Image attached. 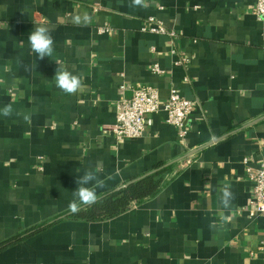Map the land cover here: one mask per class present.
Wrapping results in <instances>:
<instances>
[{
  "label": "crops",
  "instance_id": "0c3cea01",
  "mask_svg": "<svg viewBox=\"0 0 264 264\" xmlns=\"http://www.w3.org/2000/svg\"><path fill=\"white\" fill-rule=\"evenodd\" d=\"M145 3L0 0V109H14L0 114V243L52 224L0 251V264H264V215L241 210L252 196L244 159L264 162L256 0ZM151 16L176 38L143 30ZM37 25L51 30V57L31 51ZM179 55L191 63L174 65ZM57 63L81 79L76 93L55 86ZM143 85L162 101L175 88L195 102L184 138L164 111L138 139L118 142L104 129L117 101ZM160 167H171L165 186L119 216L58 221L85 171L105 180L99 197ZM225 185L235 194L231 208L220 202Z\"/></svg>",
  "mask_w": 264,
  "mask_h": 264
},
{
  "label": "built area",
  "instance_id": "2783aa9c",
  "mask_svg": "<svg viewBox=\"0 0 264 264\" xmlns=\"http://www.w3.org/2000/svg\"><path fill=\"white\" fill-rule=\"evenodd\" d=\"M253 14L259 21L264 20V0H256ZM145 31L156 34H167L172 39L177 33L173 29H168L163 21L154 16L148 17L142 27ZM105 26L101 32L108 31ZM173 50L172 53H175ZM191 63V58L179 55L174 65L187 67ZM155 73H163L159 65L153 66ZM195 108V102L183 96L175 88L171 89L167 100L162 101L159 90L151 85H143L132 89L130 96L121 97L116 103V120L111 125H106L105 130L112 133L118 142L124 140L138 139L144 136L146 130L154 123V115L160 111L166 113L168 124L178 128L179 136H186V122ZM249 181L252 183V196L248 204L241 210L248 213L250 218L264 215V162L259 167L249 165L248 159H244Z\"/></svg>",
  "mask_w": 264,
  "mask_h": 264
},
{
  "label": "trees",
  "instance_id": "16d2710c",
  "mask_svg": "<svg viewBox=\"0 0 264 264\" xmlns=\"http://www.w3.org/2000/svg\"><path fill=\"white\" fill-rule=\"evenodd\" d=\"M170 169L171 167H163L160 170L133 179L128 186L116 190H109L105 194L99 196L94 204L81 206L80 211L75 214L67 212L64 217L58 221L99 222L115 218L126 212L134 204H140L148 198L157 195L167 183L166 175L170 172ZM51 225L52 224L45 223L43 225L31 227L22 234L1 242L0 251L32 237Z\"/></svg>",
  "mask_w": 264,
  "mask_h": 264
},
{
  "label": "clouds",
  "instance_id": "9594fccd",
  "mask_svg": "<svg viewBox=\"0 0 264 264\" xmlns=\"http://www.w3.org/2000/svg\"><path fill=\"white\" fill-rule=\"evenodd\" d=\"M135 6L147 7L145 0H133ZM31 51L36 54L37 58L44 59L51 57L54 52V37L51 30L46 25H37L28 36ZM58 64V63H57ZM54 76L55 86L67 94H74L84 85L78 75L66 70L58 64ZM14 109L11 104L5 105L0 109V114L9 117L13 114ZM25 119H28L26 116ZM110 178V177H109ZM77 187L73 191V200L69 203V211L73 214L80 211L81 206L94 204L98 199L97 189L105 186V180L100 179L95 172L85 171L83 175L76 179ZM235 194L230 186L225 185L221 189V205L224 208H231Z\"/></svg>",
  "mask_w": 264,
  "mask_h": 264
},
{
  "label": "water",
  "instance_id": "95a60500",
  "mask_svg": "<svg viewBox=\"0 0 264 264\" xmlns=\"http://www.w3.org/2000/svg\"><path fill=\"white\" fill-rule=\"evenodd\" d=\"M255 122H256V121L250 123L249 125H252V124L255 123ZM220 138H222V137H220ZM220 138H218V139H220ZM218 139H215V140H218ZM213 142H214V141H211V142L207 143L206 145H203V146H201L200 148L195 149V150L189 152L185 157L190 156V155L196 153L197 151H199V150H201L202 148H204V147H206V146L212 144ZM185 157H183V158H185ZM166 166H168V165H166ZM161 168H163V167H160V168H158V169H155V170L151 171L150 173L155 172V171H157V170H160ZM132 181H133V180H131L130 182H128L125 186H128ZM119 189H120V188H119Z\"/></svg>",
  "mask_w": 264,
  "mask_h": 264
}]
</instances>
